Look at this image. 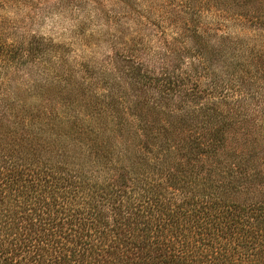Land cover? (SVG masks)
Segmentation results:
<instances>
[{
  "label": "trees",
  "instance_id": "16d2710c",
  "mask_svg": "<svg viewBox=\"0 0 264 264\" xmlns=\"http://www.w3.org/2000/svg\"><path fill=\"white\" fill-rule=\"evenodd\" d=\"M179 1L264 26V0ZM175 28L113 72L1 44L30 66L0 83V264H264V130L205 83L209 33Z\"/></svg>",
  "mask_w": 264,
  "mask_h": 264
},
{
  "label": "rangeland",
  "instance_id": "374dc122",
  "mask_svg": "<svg viewBox=\"0 0 264 264\" xmlns=\"http://www.w3.org/2000/svg\"><path fill=\"white\" fill-rule=\"evenodd\" d=\"M255 7L264 15V4ZM194 8L179 0H0V46H16L36 35L68 48L71 58L89 62L88 67L97 70L94 72H103L107 64L113 72L120 63L113 65L112 57L124 55L125 50L135 51L131 48L150 55L160 50L161 33L179 35L176 25L203 29L210 35L209 47L215 50L207 70L209 78L202 76L205 83L213 80L219 90L233 93V99L246 106L256 127L264 130V26L211 9L194 12ZM259 53L263 56L260 66H252ZM1 59L0 83L5 79L17 82L14 71L26 79L30 61L14 59L12 65Z\"/></svg>",
  "mask_w": 264,
  "mask_h": 264
}]
</instances>
